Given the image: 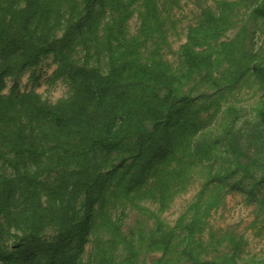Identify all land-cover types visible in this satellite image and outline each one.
Instances as JSON below:
<instances>
[{"label":"trees","instance_id":"trees-1","mask_svg":"<svg viewBox=\"0 0 264 264\" xmlns=\"http://www.w3.org/2000/svg\"><path fill=\"white\" fill-rule=\"evenodd\" d=\"M183 1L0 0V264H264V0Z\"/></svg>","mask_w":264,"mask_h":264},{"label":"rangeland","instance_id":"rangeland-1","mask_svg":"<svg viewBox=\"0 0 264 264\" xmlns=\"http://www.w3.org/2000/svg\"><path fill=\"white\" fill-rule=\"evenodd\" d=\"M183 3L184 8L176 12L177 17L181 19L180 27H186L188 24L192 23L199 13L198 8L192 0H184ZM208 3L213 5L214 0H208ZM139 26L140 22L138 19V15L136 14L130 22L131 31L133 33H137ZM172 40L174 41V48L178 49L185 39L183 37L182 40H177L175 36H172ZM169 57L174 58L173 56ZM49 62H51V60H49L48 63ZM53 69L54 67H48L47 65L42 68L40 72L43 74V78L41 80V83L36 87V90L39 93L43 94V96L50 101L56 102L67 94L68 89L61 82H58L54 86L48 85L47 79L52 74ZM12 85L13 82L9 81L8 88L6 89L7 92H9ZM20 85L22 90L32 88V83L29 81V74L24 75L20 79ZM199 185V181L195 182L191 189L187 193L177 197L172 207L164 213L163 217L169 224L173 225L175 223L177 217L181 214V212L191 201L193 196L197 193ZM243 200L244 196L242 193H230L227 197L226 206L222 210L214 214L213 218L211 219V223L215 228H227L228 226H235L238 232L246 233V235H248L251 240H253L254 231L252 229H248V227L255 218V206L245 205ZM134 222L135 215L132 214L131 218L127 220L125 228L128 229L130 226L134 225ZM257 241L258 240H253L252 247L260 250L261 247L256 245ZM150 259H153V257H151ZM149 262H151V260Z\"/></svg>","mask_w":264,"mask_h":264}]
</instances>
